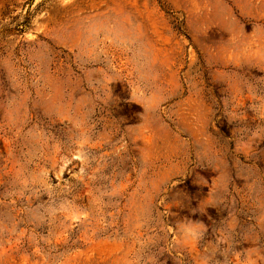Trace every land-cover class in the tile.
Instances as JSON below:
<instances>
[{
	"label": "rangeland",
	"instance_id": "374dc122",
	"mask_svg": "<svg viewBox=\"0 0 264 264\" xmlns=\"http://www.w3.org/2000/svg\"><path fill=\"white\" fill-rule=\"evenodd\" d=\"M0 264H264V0H0Z\"/></svg>",
	"mask_w": 264,
	"mask_h": 264
}]
</instances>
